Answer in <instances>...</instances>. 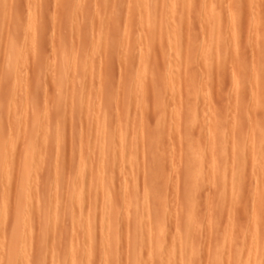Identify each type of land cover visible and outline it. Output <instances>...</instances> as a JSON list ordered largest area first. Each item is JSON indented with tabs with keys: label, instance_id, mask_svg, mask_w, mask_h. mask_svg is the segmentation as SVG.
Segmentation results:
<instances>
[{
	"label": "rangeland",
	"instance_id": "obj_1",
	"mask_svg": "<svg viewBox=\"0 0 264 264\" xmlns=\"http://www.w3.org/2000/svg\"><path fill=\"white\" fill-rule=\"evenodd\" d=\"M136 1L139 3L141 0H0V133L4 134V132H6V135H3V140L8 139V141L6 140L5 142L11 143V141H13L11 143L13 144L11 145L12 147L6 148V150H4V146L8 144L5 143L4 145L3 143L0 152L3 155L7 153L8 155L6 156H8V158L12 156H17L18 158L14 157L17 160L13 158V161L16 162L15 165L13 162L12 163L14 169L17 167V170L14 171L12 168L14 175L13 173L11 174V177L17 175L18 178L16 177L15 179L10 177L9 180L6 181L5 175L0 177V180L2 179L0 181V187L2 188H0V190H2V192L0 191V198L6 190H9L8 193L12 190L9 194L11 195V199L10 196L7 199V206L9 203L10 206L6 207L9 209L6 208L7 214L5 219L0 222V246L3 247V249L0 247V264H5V262L7 263L9 260L8 257L10 255L7 254L9 250L5 252L8 248L6 242H8L7 238L9 234L15 232V228L12 229L15 224L12 225V222L15 220L13 219L15 217V210L13 209H15L14 207L16 204V200L14 201V199L17 197V184L20 180V176L18 175L20 168L19 161H29L32 157H34L33 159L35 160L41 159V163L38 161L39 172L37 171L33 174L34 176L31 175L32 178L30 176V179H28L29 187L32 185L34 188L36 187V191L33 192V195L35 193L37 194H35L36 196L34 195V197L31 196L29 199L30 217L32 214L31 219L29 218L31 225L27 226L25 230L27 229L26 231L28 232L30 228V233L28 234H31L33 231V235L28 236L26 232L28 237L31 236L29 241L32 245H30L32 248L29 246L31 250L28 248L27 258L29 261H26V263L35 260L39 263L42 261L44 264L45 262L46 264H53L52 261H54L56 257V260L59 261H57L58 264H70L73 255L75 256V254H77L79 259L81 258L83 260V264H102L104 262L102 259L107 257L109 252L111 254H116V260L119 264H130L131 262V264H137L134 258H136V252H139V256H141L140 264L144 262H147L146 264H157L159 262H157L158 258L154 259L156 256L150 255V242L156 240L161 246L169 247L171 246L169 244L173 242L174 236H185L188 233L193 237L192 243L195 244L197 248L187 253V257L189 255L188 259L191 261V264H214L215 261V264H222L224 261L223 264H230V261L231 264H233L231 254L233 255L235 249H239L238 251L241 252V254L238 253L242 259L245 258V254L247 255L248 250L247 259H249V256L250 258L253 257L252 259H260L259 257L263 259L264 140H262V138L264 137V111L261 112V105L262 102H264V13H262L260 2L259 0H255L256 7L253 9L249 7L252 0H178L176 6L172 8L173 10L171 11L170 0H164V2H169L168 5L163 1L159 2L161 0H156L158 4L160 3L159 7L155 5V3H157L156 1L150 0V11L152 12V16L156 17L151 16V22H148L147 19H144L146 15L145 17L142 15L147 14V9H143V4L149 2V0H143L144 3L140 2L139 6L142 5V8L138 7V4H135ZM183 2L185 4L189 2L190 9H188L189 7L187 8L188 5L185 7ZM201 3L207 4L210 8H215L213 4L216 5L217 8L215 9L217 12L220 11V7L225 9L223 16L221 13V17L217 16L218 18L220 17L219 19L215 17V21L218 19L215 24L214 19L212 21L211 17H208V19H206V16L202 18L206 10L204 11L205 13L203 11L200 13L198 10H201L203 7L206 8L207 5H203L201 8ZM164 4L167 5V7L164 8V6H162ZM183 7H185V12ZM223 9L220 12H223ZM169 12H173V14L177 12L176 17L182 15L184 19L186 18V21L183 19L186 24L182 21L183 24L176 21V25L181 23L176 27L174 23H172V28L175 27L176 31L173 29L175 32H171L175 33L174 35L180 38L177 40L175 39L177 36L173 38L176 44L172 42V39H168L169 36L164 39H167L168 42H172L173 44L166 41L164 42L163 36H161L163 33H157L158 36H156V32L152 30L155 28V24H157L156 27L160 31V24H162L165 29V25L171 23V20L168 22H165V20L163 21L164 18L168 20L172 17L173 14H169ZM186 12L187 16L185 17ZM166 14H168V18L164 16ZM140 17H143V19ZM153 18L154 22L159 20L160 23L155 22L154 26L152 25L151 27L150 25L153 23ZM209 18L211 21H209ZM205 20L207 22L209 21L207 25L204 23ZM211 22H213V24ZM141 24L143 25L141 26ZM172 24L167 25V27H170ZM208 25H210V28ZM215 26H217V28ZM211 28L215 31L221 29V33L224 31L222 35L227 33L223 35L224 38L222 37V40L227 38L226 41L216 42L215 40L218 46L215 43L213 45L211 42H214V40H209V34L210 31H212L210 30ZM166 29L170 32L169 29L171 28ZM166 29L165 31H167ZM146 32H149V35H147ZM151 34L154 36V40H152L153 38L151 39ZM164 34L165 36L167 35L165 32ZM206 35H208L209 39ZM182 40L185 45L182 43ZM164 43L168 48L174 46L178 54H175L174 48L173 51L171 50L172 48H169L171 50V54H169L170 51L168 52L169 49L166 48L165 57ZM189 48H191V50ZM203 49H205V52H203ZM209 49L211 51H209ZM209 52L211 54H216V56L214 54L211 56ZM175 56L178 59H176ZM119 57H121V59H119ZM210 57L214 58V62L211 61L216 65L215 67L211 66V69H209V66L213 64H209L208 62H211L209 60L213 58ZM215 57H218V59L216 60ZM187 59L190 60L186 61ZM147 60L150 64L146 65L149 66V68L147 67L145 70L143 67L146 68V66L143 63L147 64ZM205 60H208V62H205ZM177 61H179V63ZM188 62L189 65L187 66ZM216 62L219 65H217ZM180 64L182 65L181 68L178 67ZM212 68L213 71H211ZM178 69H180V71H178ZM140 70L144 71L142 72ZM156 70L159 71V74H152L153 71L157 72ZM59 71L62 74L59 73ZM145 71L147 74L144 73ZM190 71H192L191 74L193 73L194 75L189 74ZM172 72H174V74ZM179 72L184 73H180L179 75ZM211 72L213 73L211 74ZM14 73L16 75H14ZM148 73H150L149 76ZM169 73L172 74L169 75ZM185 73H188V77H186L187 75L185 76ZM182 74L184 77H181ZM210 74L212 77L211 79L209 78ZM143 75H147L148 77L146 78ZM159 75L164 76L159 77ZM189 75H191L192 78L191 76L189 77ZM169 76L178 77L181 83L179 81L176 82L175 80L177 79L174 77L172 78L173 81H171ZM186 78H189L188 81ZM205 78L207 79L205 80ZM170 82H173V84H169ZM175 82L177 84L179 83L178 85L176 84V87L174 86ZM189 86H193L194 90L187 91ZM210 88H212V90ZM260 102L261 104H259ZM134 103L137 104L135 105ZM196 107L198 108L196 109ZM259 114L263 116V120L260 119L261 122H259V118L256 117ZM102 116H104V118ZM261 116L259 117L261 118ZM240 119H243L242 124L243 122H248L242 125ZM126 120L131 121H127L126 123ZM257 120H259V123ZM236 122L238 123L237 126ZM102 123L103 126L101 125ZM128 123L131 126L128 125V127ZM212 128H219L220 130L213 131ZM129 130L131 133H128ZM237 130H239V133L244 132L245 134L246 132L247 137L245 135V138L250 139L248 142L246 141L248 149L247 147L245 148V140L247 139H242V142L240 141L241 138L238 136L239 134H236L238 137L233 135ZM107 132L111 134L110 137ZM100 133L101 136L99 137L103 136L102 138L104 139L101 140L102 138H100L101 147L98 145L100 144V140H98V135ZM124 133H126L125 136L131 135V137L127 136L128 139L135 140L133 136L136 137V139L138 138L136 142L138 141L137 144L139 148L136 151H132L134 152L131 154V156L134 155L133 158L131 157L132 160L127 156L128 153L124 154L121 151L122 146H119L122 145L120 144L121 142L124 143L125 141H121V137L118 139V134L121 136L124 135ZM93 134L96 137H94ZM150 135L154 136V141H156L153 145L147 141ZM10 136L13 137L12 140ZM231 137L232 140L230 141ZM89 138H95L96 142L94 139L91 140ZM110 138H112V142L111 140L108 142ZM113 138H115V141H117L116 138L118 139L114 144L119 142L117 145L121 150L118 149L119 151H114L117 147L113 145ZM210 138L211 141H215L217 144L220 143V149L213 150L211 148L213 142L210 143L211 146L209 145L208 147L206 142L210 141ZM238 138H240L239 142L245 143L243 147L233 146L235 143L234 140ZM258 138L262 140L259 146L260 140ZM88 140L89 143L87 142ZM191 142L192 144L194 143V146H192L193 148H191L193 152L189 147V143ZM202 142H204V144ZM92 143H94L95 148ZM90 144H92L91 146L93 148L89 146ZM201 144H203L204 147L207 145L204 150L211 148L208 149V152L205 151L207 154L200 155L199 146H201ZM221 144H224L225 147L228 148L226 149ZM25 146L29 148L27 149ZM33 146L34 148L37 146L35 152L32 151ZM109 146H112L113 150L110 149L111 147L109 150ZM255 146H257V148ZM23 147H25V149ZM140 148L143 149L141 152L139 150ZM26 150H28V153H26ZM93 150H97L98 152L94 151V153H92ZM109 151L114 154L110 153L109 155ZM242 152L245 158L242 156L243 154L241 155ZM96 153L101 156L91 157V155H95ZM116 153L117 156L118 153L120 154V156H118L121 157V159L119 158V163H122L124 168H126L127 163L131 167V172L129 171L130 174L128 173V168L124 170L121 166L113 165L114 161V163H117L119 160L118 157L115 158ZM32 154H34V156ZM39 154H41V158H38ZM137 154H139V162L137 160L139 164L134 161L138 157ZM121 155L123 157L126 156V158L128 157V162L124 157L127 163L125 161L122 162L124 159ZM24 157L25 160H23ZM213 157L215 159H213ZM238 157L241 161L237 164L234 159ZM81 159L83 160L82 162ZM153 159H155V161ZM11 160L9 158L10 162ZM106 161H111V166ZM130 161H132L131 164H134L133 166L129 163ZM257 161L259 162L257 163ZM225 162L232 164L230 166L233 170L236 166H240L235 170L238 174L234 175V177L232 175L226 177L232 170L228 168L230 171L228 172L226 170L225 177L222 179V173H220V171L223 169ZM84 163L87 164V166ZM98 163H102V165L99 166ZM140 164L143 165V167ZM242 164H244V166ZM13 165L11 166L13 167ZM138 165L141 166V168L140 166L139 168L142 169V171H139ZM85 166L86 169L88 168L89 170L87 169L88 173L86 169L84 171L86 174H89V176L85 175L82 171ZM136 166L138 170L137 173L142 172V175L135 174L134 178H132L129 175L133 176V173H136L137 170L134 171ZM230 166L228 164V166L226 165L225 167L227 168ZM113 167H115L114 170ZM116 167L118 168L116 169ZM215 167H217V169ZM119 168L123 169V171L118 170ZM238 168L241 172L238 171ZM0 169V174L3 175V169ZM100 169L103 170L100 172L104 177H102L103 179H99V177L96 179L97 176L95 172ZM115 169L117 170V175L115 174ZM233 170L231 174L234 173ZM17 171L18 173H16ZM98 175L100 174L98 173ZM215 175L216 177L214 179L213 177ZM128 176L134 180L132 181L130 179L131 181H129ZM236 176L238 180H236ZM34 177L36 178L34 179ZM113 178L116 181H113ZM212 178L217 181H214ZM11 179L12 181L14 179V185L12 181V183L8 182ZM117 179L119 182H117ZM3 181L4 184L2 185ZM87 181L90 186L88 183H83ZM109 181L110 183L113 182L119 185H117L118 187H115V184V186H113L116 192H113V196L115 195L116 197L114 196L115 199L113 198V202L108 203L109 209L106 205L107 202H103L101 199L99 200L100 205L96 211L90 209L92 204V202H89L92 200L90 199V191L92 190V193L98 192V188H102L103 191L106 186L105 184ZM124 181L125 183H123ZM229 181H231L232 184L236 182L233 184L234 188L232 184L230 185ZM5 182L7 184L9 183V186L5 184ZM131 182H133V185ZM30 183L32 184L31 186ZM142 183L144 185H142ZM93 184L97 186L94 187ZM100 184L103 187H99L98 185ZM134 184H137V187L135 186L137 193L134 191ZM216 185L217 187H215ZM7 186L11 188V190L8 189ZM12 187L14 189H12ZM227 187L231 193L226 189ZM235 187L236 190L232 191ZM32 188L33 187H31V189ZM139 188H142V190L139 191ZM237 188H239V190ZM80 191L84 192L86 196L87 194L89 195V199L84 195L88 201L84 202L86 200L85 198L82 202L79 200L78 195ZM138 192H141L140 195L143 198L139 197ZM125 194H128L130 197L128 195L125 197ZM221 194L227 196L223 198ZM234 194H236V196H234ZM234 197L237 198V200ZM32 198H34V200H32ZM139 198H141V201ZM144 198H146V201L143 200ZM124 199H126L127 202ZM131 199L135 200L132 201ZM0 200H2V198ZM233 200L238 201V205L234 206L232 203L235 202L236 204V201ZM0 202L1 206L3 202ZM142 203L145 208H142V212L141 208L138 209L140 213L137 208ZM111 204H113V206L116 205L114 208H117V211L113 209ZM83 205H88L85 206L88 208L84 209ZM257 205L258 208L256 207ZM260 205H263V209ZM123 206L125 207L124 210L121 209ZM81 208L83 209L82 214L80 212ZM132 208L139 213L137 215L138 217L134 218ZM87 209L91 214L86 213ZM106 209L108 210L107 213H109V216L105 218L112 217L110 215L111 210H113L111 214H113L115 210L114 216L121 213L119 216L120 219L118 218L117 225H115V229H113L115 234H118L117 241L119 243L117 242L116 246L105 251L106 249H103L104 246L100 238V224H97L99 225L98 228H100V231H98L99 229L97 226L94 231L96 235V230L98 229L99 235L96 236L100 237L97 241L94 240L93 245V247L96 246L97 248L95 247V249H93L94 251L91 255H87L83 252V248L86 250L89 239L85 232V224L83 223L82 225L79 220L81 219V221L85 222L84 219H86L87 215L93 216L95 214L96 221L98 222V218H101L100 216H102L104 212L106 213ZM145 210L148 212V215L145 214ZM32 211H34V215L37 214L36 217L33 215ZM100 211L102 212L100 213ZM238 211L240 212L238 213ZM244 211H246V213ZM236 212L238 214H236ZM241 212L244 215H242ZM97 213L100 214L99 217H96ZM160 213L164 216V220L167 224L163 233L155 237V230H157L159 223H161L160 219L162 216H159ZM80 215H82V217H80ZM144 215H146V217ZM104 216L106 215L104 214ZM144 218L147 219L143 226L142 221ZM253 218L257 220L255 221ZM75 220H78L80 224H77V222L75 223ZM236 224H239V226H236ZM79 225L81 226L79 227ZM258 227L260 232L258 231ZM22 229L19 231L24 235ZM231 229H236L235 233L233 232L234 230L232 231ZM240 229L244 230V234ZM226 230L227 233H229L228 235L236 234L234 235V239L236 238L235 240L238 242L235 243V240L233 242V247L235 246V249L226 243L228 241V239L226 241L228 235L224 234ZM150 231H154L153 234L151 233L152 236H148L150 239L152 237V240L144 238L147 233L151 235ZM255 231L256 233H254ZM240 233H242L243 236H239ZM245 234H247V236ZM254 234H259L260 246L261 243H263L261 246L262 250L260 251L259 249V252H256L258 255L254 252L256 248L255 242L257 241V236L255 238ZM245 236L246 239H243ZM1 238L6 240L2 241ZM145 239L149 242H146ZM140 241H142V244L147 243L148 246L146 244L144 245L145 247L142 246L143 249L140 250V246H138L140 245ZM241 242L242 244H240ZM1 243H3V245ZM253 243L254 245L252 246ZM237 244L241 246L237 248ZM116 249L118 250L116 251ZM245 249H247V252H245ZM128 252L131 253L128 254ZM140 252L142 253L141 255ZM224 252L226 258L223 257L224 254L222 253ZM133 253L135 257L132 255ZM14 255L13 257H17V260L23 261L21 258L23 254L21 255V253L18 252ZM88 256L90 259H88ZM145 256H150L151 258L146 259L147 257ZM184 257L187 258L186 255ZM141 258L145 260L141 261ZM155 261L157 263H155Z\"/></svg>",
	"mask_w": 264,
	"mask_h": 264
},
{
	"label": "bare ground",
	"instance_id": "obj_2",
	"mask_svg": "<svg viewBox=\"0 0 264 264\" xmlns=\"http://www.w3.org/2000/svg\"><path fill=\"white\" fill-rule=\"evenodd\" d=\"M139 1H140V0H139ZM139 1H138V2H139ZM146 1H147V0H146ZM151 1H152V0H151ZM154 1H156V0H154ZM162 1L164 2V0H161V1H159V2H162ZM166 1H167V0H166ZM213 1H214V0H213ZM140 2H143V3H144L143 0H141ZM140 2L137 3V1H136L135 4H138V7H141V8H142V7L144 6L143 9H147V10H146V11H147V14H144V15H142V16L145 17V15H146V18H144V19H147L148 22H151L152 12L150 11V7H151V2H150V0H149V2H147V3H144L143 6H142V5L139 6V5H140ZM156 2H157V1H156ZM169 2H170V4H171V7H170L171 9H170V10L172 11V10H173L172 8H174V7L176 6L178 0H170ZM169 2H168V3H169ZM220 2H221V1H220ZM153 3H154V2H153ZM164 3H167V2H164ZM168 3H167V5H168ZM183 3H184V2H183ZM188 3H189V2H187L186 4L184 3L185 7H186V5H188L187 8H188L189 5H190V4H188ZM159 4H160V3H159ZM159 4H158V2L155 3V5H156L157 7H159ZM162 4H163V3H162ZM170 4H169V5H170ZM7 5H8V4H7ZM167 5L164 4V5H162V6H164V8H165V7H167ZM184 5H183V6H184ZM203 5L206 6L207 4H203V3H201V6H200V7L202 8ZM211 5H212V4H211ZM211 5H210V6H211ZM213 6H215V8H217L216 5L213 4ZM185 7H183V8H184V12H185ZM141 8H140V9H141ZM164 8H163V10H164ZM187 8H186V9H187ZM203 8H204V9H203ZM203 8H202L203 10H202V9H201V10H198V12L200 11V13H201L202 11L204 12V11L206 10V13L204 12L205 15H204V14H203L204 16L201 15L202 18H204L205 16L207 17L206 19H208V17H211V18H212V21H213V19H214V24H215L216 21L221 17V13H222V16H223L224 11H225V9H223V8L220 7L219 10L221 11V10L223 9V12L218 11V12L220 13V15H219V13L217 12V10H216L214 7H211V8H210V7H208V5H207L206 8H205V7H203ZM208 8H209V9H208ZM213 8H214V9H213ZM226 8H227V7H226ZM119 9H120V8H119ZM135 9H136V8H135ZM148 9H149V11H148ZM157 9H159V8H157ZM160 9H161V8H160ZM168 9H169V6H168ZM188 9H190V7H189ZM199 9H200V8H199ZM226 10H228V9H226ZM146 11H145V12H146ZM164 11H165V10H164ZM174 11H175V9H174ZM116 12H117V11H116ZM182 12H183V11H182ZM187 12H188V11H187ZM187 12L185 13V14H186L185 17L187 16ZM231 12H233V11H231ZM161 13H162V12H161ZM170 13L173 14V12H169V14H170ZM176 13H177V12H176ZM176 13L173 14V15L171 14L172 17H170V19H168V20L164 18L163 21L165 20V22H168L169 20H171V23H169V24L174 23V25H175L176 27L179 26L182 22L184 23V22L186 21V20H185L186 18L184 19V16H182V15L176 17ZM225 13H226V12H225ZM141 14H142V13H141ZM174 15H175V16H174ZM121 16H122V15H121ZM164 16H167V18H168V14H166V15H164ZM169 16H170V15H169ZM201 16H200V17H201ZM217 16H220V17L218 18ZM143 17H140V18L143 19ZM152 17H156V16H152ZM175 17H176V18H175ZM215 17L218 18L216 21H215V19H216ZM99 18H100V17H99ZM187 18H188V17H187ZM202 18H200V19H202ZM183 19H184L185 21H183ZM202 20H203V19H202ZM152 21H153V23L150 25L151 27H152V25L154 26V23H155V22H156V23L159 22V20H158V21L156 20V21L154 22V18H153ZM161 21H162V20H161ZM173 21H174V22H173ZM176 21H177V22H178V21H179V22L182 21V22H181L179 25H176V24H175ZM209 21H211L210 18H209ZM209 21H208V22H209ZM141 22H142V21H141ZM148 22H147V23H148ZM208 22H207L206 20L204 21V23H206V25H207ZM138 23H139V22H138ZM143 23H144V22H143ZM147 23H146V24H147ZM159 23H160V22H159ZM162 23H163V22H162ZM183 23H182V24H183ZM204 23H203V24H204ZM211 23L213 24V22H211ZM165 24H166V23H165ZM165 24H164V25H165ZM169 24H166L165 26H166V28H171L172 30L169 29L170 32H171V31H173V29H175V27L172 28V27H173V24H172L170 27H167V25H169ZM185 24H186V22H185ZM209 24H210V23H209ZM212 24H211V25H212ZM142 25H143V24H141V26H142ZM147 25H148V24H147ZM156 25H157V24H155V28H154L155 30L152 29L153 31L156 32L155 34H157V33H160V34L163 33V35H161V36H163L162 38H163V41H164V42H165V41L168 42L167 39H166V40L164 39L165 37L167 38L168 36L170 37V38L168 37V39H172V42H173V43L175 42L173 38H174L175 36H177V35H174L175 33H173V32H175L176 29H175V31L171 32V34H170V32L168 31V29L165 28V29L167 30V31H165V29H164V27L162 26V24H160V26H161V27L159 28L160 31L157 29ZM138 26H139V25H138ZM213 26H214V25H213ZM213 26H211V27H213ZM158 27H159V26H158ZM208 27L210 28V25H208ZM215 27L217 28V26H215ZM215 27H214V28H215ZM145 28L147 29L146 26H145ZM178 28H179V27H178ZM32 29H33V28H32ZM162 29H163V30H162ZM150 30H151V29H150ZM152 30H151V31H152ZM161 30H162V32H161ZM208 30H209V29H208ZM210 30H212V28H211ZM220 30H221V29H220ZM220 30L217 29V30L215 31V30L213 29L212 31H210V34L207 33V34H209L210 39H209L208 35H206V36L208 37L209 40H211V41L214 40V42H213V41L211 42V43H213V45H214V43L216 44V42H219V41L221 42V41H224V40L226 41V39H227V38H225L224 40H222V37H223V35H224L225 33L222 35V33H223L224 31L221 33ZM3 31H4V30H3ZM147 31H149V30H147ZM228 31H229V30H228ZM164 32H165L166 34L169 32L168 34H170L171 36L168 35V34L165 36ZM208 32H209V31H208ZM148 33H149V32H148ZM148 33L146 32L147 35H149ZM177 33H178V32H177ZM177 33H176V34H177ZM153 34H154V32H153ZM160 34H159V35H160ZM226 34H227V33H226ZM226 34H225V35H226ZM233 34H234V33H233ZM235 34H236V33H235ZM173 35H174V36H173ZM138 36H139V35H138ZM156 36H158V34H157ZM161 36H160V37H161ZM200 36H201V35H200ZM98 37H99V36H98ZM146 37H147V36H146ZM153 37H154V36H152V34H151V39H152ZM178 37H179V36H177V38L175 37V39H176V40H177V39H180V38H178ZM21 38H22V37H21ZM223 38H224V37H223ZM11 39H13V38H11ZM137 39H138V38H137ZM202 39H203V38H202ZM152 40H154V38H153ZM215 40H216V42H215ZM170 41H171V40H170ZM182 41H183V40H182ZM184 41H185V39H184ZM184 41H183L182 43H184ZM197 41H198V40H197ZM119 42H120V41H119ZM172 42H168V43L173 44ZM179 42H180V40H179ZM150 43H151V42H150ZM224 43H225V42H224ZM175 44H176V42H175ZM179 44H180V43H179ZM196 44H197V43H196ZM200 44H201V43H200ZM164 45H165V43H164ZM182 45H183V44H182ZM184 45H185V43H184ZM189 45H190V44H189ZM216 45H217V44H216ZM216 45H215V47H216ZM138 46H139V45H138ZM141 46H142V45H141ZM149 46H150V45H149ZM177 46H179V45H177ZM211 46H212V44H211ZM217 46H218V45H217ZM219 46H220V45H219ZM11 47H12V46H11ZM14 47H15V46H14ZM14 47H13V48H14ZM166 48H168V46L166 47V45H165L164 53H165V51H167ZM169 48H172L171 50L173 51L174 46H173V47L170 46ZM169 48H168V49H169ZM178 48H179V47H178ZM178 48H177V49H178ZM187 48H188V47H187ZM187 48H186V50H187ZM202 48H203V47H202ZM18 49H19V48H18ZM161 49H162V48H161ZM163 49H164V47H163ZM174 49H175V54H176L178 51L176 52V48H174ZM189 49L191 50V48H189ZM215 49H216V48H215ZM138 50H139V49H138ZM171 50H170V49L168 50V52L170 51L169 54H171ZM190 50H189V51H190ZM203 50H204L203 52H205V49H203ZM212 50H213V48H212ZM216 50H217V49H216ZM19 51H20V49H19ZM116 51H117V50H116ZM149 51H150V50H149ZM159 51H160V50H159ZM187 51H188V50H187ZM209 51H211V50L209 49ZM168 52H167V54H168ZM213 52H215V51H213ZM219 52H220V51H219ZM219 52H218V53H219ZM221 52H222V51H221ZM142 53H143V52H142ZM188 53H189V52H188ZM206 53H208V52H206ZM19 54H20V53H19ZM63 54H64V53H63ZM63 54H62V55H63ZM175 54H174V55H175ZM177 54H178V53H177ZM184 54H185V53H184ZM189 54H190V53H189ZM203 54H204V53H203ZM203 54H202V55H203ZM209 54H211V53L209 52ZM213 54H214V53H213ZM213 54H211V56H212ZM144 55H145V54H144ZM152 55H153V54H152ZM158 55H159V53H158ZM163 55H164V54H163ZM186 55H187V54H186ZM198 55H199V54H198ZM214 55L216 56V54H214ZM6 56H7V55H6ZM132 56H133V55H132ZM142 56H143V54H142ZM142 56H141V57H142ZM164 56L166 57V53H165ZM167 56H168V55H167ZM169 56H170V55H169ZM203 56H204V55H203ZM208 56H209V55H208ZM217 56H218V55H217ZM122 57H123V56H122ZM145 57H146V55H145ZM149 57H150V56H149ZM149 57H148V58H149ZM183 57H184V56H183ZM4 58H5V57H4ZM8 58H10V57H8ZM63 58H64V57H63ZM69 58H70V57H69ZM175 58H176V56H175ZM179 58H180V57H179ZM210 58H213V57H210ZM20 59H21V58H20ZM119 59H121V57H119ZM125 59H126V58H125ZM127 59H128V58H127ZM143 59H144V58H143ZM143 59H142V60H143ZM176 59H178V58H176ZM181 59H182V58H181ZM207 59H209V58H207ZM215 59L217 60L218 57H215ZM63 60H64V59H63ZM150 60H151V58H150ZM172 60H173V59H172ZM189 60H190V59H189ZM189 60L187 59L186 61H189ZM211 60L214 62V58H213V59H210L209 61H211ZM5 61H7V60H5ZM64 61H65V60H64ZM168 61H169V60H168ZM180 61H183V60H180ZM206 61L208 62V60H205V62H206ZM212 61H211V62H208V63L210 64V63H212ZM8 62H9V61H8ZM12 62H13V60H12ZM148 62H149V61L147 60V64H146V63H143V64H144L145 66H146V65H149L150 63H148ZM177 62L179 63V61H177ZM183 62H184V61H183ZM165 63H166V62H165ZM186 63H187V62H186ZM186 63H185V64H186ZM218 63H219V62H218ZM2 64H3V63H2ZM2 64H1V65H2ZM8 64H9V63H8ZM66 64H67V62H66ZM181 64H184V63H181ZM181 64H180L179 66H178V65H177V66H178L179 68H181V66H182ZM204 64H205V63H204ZM212 64H213V63H212ZM216 64H217V62H216ZM220 64H221V63H220ZM222 64H223V63H222ZM69 65H70V64H69ZM157 65H158V64H157ZM188 65H189V62H188V64H187V66H188ZM205 65H206V64H205ZM217 65H219V64H217ZM7 66H8V65H7ZM9 66H10V64H9ZM14 66H15V65H14ZM183 66H184V65H183ZM187 66H184V67H187ZM211 66H212V67H215L216 65H215V64L210 65V66H209V69H211V68H210ZM220 66H221V65H220ZM3 67H4V66H3ZM11 67H12V66H11ZM147 67L149 68V66H146V68L143 67V69L146 70ZM178 67H177V68H178ZM184 67H183V68H184ZM189 67H190V66H189ZM221 67H222V66H221ZM164 68H165V67H164ZM207 68H208V67H207ZM5 69H6V68H5ZM9 69H10V68H9ZM205 69H206V68H205ZM214 69H215V68H214ZM216 69H218V68H216ZM224 69H225V68H224ZM6 70H8V69H6ZM149 70H150V69H149ZM153 70H154V69H153ZM181 70H184V69H181ZM140 71L143 72L144 70H140ZM156 71H157V72H154V71H153L152 74H153V73H154V75H155V74H159V71H158V70H156ZM178 71H180V69H178ZM211 71H213V68H212ZM214 71H215V70H214ZM142 72H141V74H142ZM191 72H192V71H190V73H189V72H188V73L191 74ZM206 72H207V71H206ZM59 73H61V72L59 71ZM144 73L147 74L146 71H145ZM160 73H161V72H160ZM172 73L174 74V72H172ZM172 73H169V75L172 74ZM176 73H177V72H176ZM180 73H184V72H179V75H180ZM188 73H187V74H188ZM212 73H213V72H211V74H212ZM61 74H62V73H61ZM152 74H151V75H152ZM163 74H164V73H163ZM187 74L185 73V76H186ZM192 74H193V73H192ZM192 74H191V75H192ZM211 74H210V77H209L210 79L212 78V77H211ZM14 75H16V74L14 73ZM149 75H150V73H148V76H149ZM175 75H176V74H175ZM191 75H189V77H190ZM193 75H194V74H193ZM205 75H206V74H205ZM143 76H145L146 78L148 77L147 75H143ZM162 76H164V75H161V76L159 75V77H162ZM182 76H183V74L181 75V77H182ZM207 76H208V75H207ZM12 77H13V76H12ZM173 77H174V76H173ZM173 77H172V76H171V77L169 76V78L171 79V81H173V80H172ZM183 77H184V76H183ZM186 77H188V75H187ZM146 78H145V79H146ZM174 78L177 79V80H175L176 82L179 81L178 77H177V78L174 77ZM191 78H192V76H191ZM1 79H2V78H1ZM160 79H161V78H160ZM163 79H164V78H163ZM170 79H169V81H170ZM186 79H187V81H188L189 78H186ZM206 79H207V78H205V80H206ZM213 79H214V78H213ZM180 80H182V79H180ZM202 80H203V79H202ZM144 81H145V80H144ZM165 81H166V80H165ZM165 81H164V82H165ZM203 81H204V80H203ZM203 81H202V82H203ZM210 81H212V80H210ZM160 82H161V81H160ZM164 82H163V83H164ZM176 82H175V85H174L175 87H176V84H177ZM179 82H180V81H179ZM208 82H209V80H208ZM126 83H127V82H126ZM165 83H166V82H165ZM171 83L173 84V82H170L169 84H171ZM180 83H181V82H180ZM205 83H206V82H205ZM205 83H204V84H205ZM211 83H212V82H211ZM178 84H179V83H178ZM178 84H177V85H178ZM191 84H192V83H191ZM188 85H189V83H188ZM193 85H194V84H193ZM199 85H200V84H199ZM148 86H149V85H148ZM172 86H173V85H172ZM209 86H210V85H209ZM209 86H208V87H209ZM168 87H169V86H168ZM189 87H190V89H189ZM189 87L187 88V91H188V90H189V91L194 90V87H193V86H189ZM192 87H193V89H192ZM204 87H205V86H204ZM166 88H167V87H166ZM184 88H185V87H184ZM205 88H207V87H205ZM141 89H142V88H141ZM150 89H151V88H150ZM170 89H171V88H170ZM174 89H175V88H174ZM210 89L212 90V88H210ZM210 89H209V91H210ZM206 91H207V89H206ZM141 92H142V91H141ZM143 93H144V92H143ZM193 93H194V92H193ZM151 94H152V93H151ZM157 94H158V93H157ZM195 94H196V93H195ZM204 94H205V93H204ZM259 94H260V93H259ZM200 95H201V94H200ZM242 95H243V94H242ZM257 95H258V94H257ZM262 95H263V94H262ZM262 95H261V96H262ZM195 96H196V95H195ZM240 96H241V95H240ZM139 97H140V96H139ZM186 97H187V96H186ZM191 97H193V96H191ZM197 97H199V96H197ZM241 97H242V96H241ZM62 98H63V97H62ZM156 98H157V97H156ZM204 98H205V97H204ZM195 99H196V98H195ZM200 99H202V98H200ZM0 100H1V99H0ZM197 100H198V98H197ZM239 100H240V99H239ZM103 102H104V101H103ZM152 102H153V101H152ZM134 104H135V103H134ZM136 104H137V103H136ZM136 104H135V105H136ZM141 104H142V103H141ZM259 104H261V102H260ZM135 105H134V106H135ZM143 105H144V104H143ZM234 106H235V105H234ZM241 106H242V105H241ZM156 107H157V106H156ZM158 108H159V107H158ZM197 108H198V107H196V109H197ZM151 110H152V109H151ZM183 110H184V109H183ZM143 111H144V110H143ZM198 111H199V110H198ZM198 111H197V112H198ZM257 111H258V110H257ZM151 112H152V111H151ZM199 112H200V111H199ZM199 112H198V114H199ZM261 112H263V111L261 110ZM88 113H89V112H88ZM255 113H256V112H255ZM104 114H105V113H104ZM115 114H116V113H115ZM128 114H129V113H128ZM88 115H89V114H88ZM202 115H203V113H202ZM262 115H263V114H262ZM105 116H106V115H105ZM115 116H116V115H115ZM125 116H126V115H125ZM195 116H196V115H195ZM235 116H236V115H235ZM259 116H261V114H259V115L256 116V117H258L259 120H260V119L263 120V116H261V118H260ZM85 117H86V116H85ZM85 117H84V118H85ZM102 117L104 118V116H102ZM193 117H194V116H193ZM196 117H197V116H196ZM196 117H195V118H196ZM252 117H253V116H252ZM256 117H255V119H256ZM90 119H91V118H90ZM198 119H199V117H198ZM95 120H97V119H95ZM138 120H139V119H138ZM214 120H215V119H214ZM259 120H257V122H258ZM13 121H14V120H13ZM127 121H128V120H126L125 122L127 123ZM129 121H131V120H129ZM129 121H128V122H129ZM145 121H146V120H145ZM207 121H208V120H207ZM210 121H211V120H210ZM242 121H243V119H240L241 124H242ZM245 121H246V119H245ZM103 122H104V121H103ZM125 122H124V124H125ZM138 122H139V121H138ZM163 122H164V121H163ZM238 122H239V121H238ZM240 122H239V123H240ZM247 122H248V121H247ZM247 122H243V124H245V123H247ZM259 122H261V120H260ZM259 122H258V123H259ZM89 123H90V122H89ZM94 124H95V123H94ZM131 124H132V123H131ZM139 124H140V123H139ZM243 124H242V125H243ZM88 125H89V124H88ZM101 125L103 126V123H102ZM128 125L131 126L129 123L127 124V126H128ZM133 125H134V124H133ZM133 125H132V126H133ZM135 125H136V124H135ZM152 125H153V124H152ZM204 125H205V124H204ZM237 125H238V123L236 122V126H237ZM239 125H240V124H239ZM242 125H240V126H242ZM127 126H126V127H127ZM129 126H128V127H129ZM147 126H148V125H147ZM165 126H166V125H165ZM165 126H164V127H165ZM10 127H11V126H10ZM120 127H121V126H120ZM134 127H135V126H134ZM142 127H143V126H142ZM150 127H151V126H150ZM215 127H216V126H215ZM217 127H218V125H217ZM217 127H216V128H217ZM219 127H220V126H219ZM243 127H244V126H243ZM18 128H19V127H18ZM103 128H104V127H103ZM105 128H106V127H105ZM122 128H123V126H122ZM136 128H137V127H136ZM140 128H141V126H140ZM165 128H166V127H165ZM239 128H240V127H239ZM10 129H11V128H10ZM124 129H125V127H124ZM127 129H128V128H127ZM141 129H142V128H141ZM144 129H145V128H144ZM144 129H143V130H144ZM147 129H149V128H147ZM212 129H213V131H216V130H218L219 128H218V129L212 128ZM236 129H237V127H236ZM236 129H235V130H236ZM13 130H14V129H13ZM165 130H166V129H165ZM208 130H209V128H208ZM219 130H220V129H219ZM5 131H6V130H5ZM242 131H243V128H242ZM244 131H245V129H244ZM54 132H55V131H54ZM129 132L131 133L130 130L128 131V133H129ZM161 132H162V131H161ZM211 132H212V131H211ZM235 132H236V133H235V134L233 133V135L239 134L238 136L241 138V140H240V138L234 140L235 143H234L233 146H234V147H238V146L243 147V145H244L245 143H242V142H243L242 139L245 138L246 132H245V134H244V132H240V133H239V130H237V131H235ZM56 133H57V132H56ZM101 133H102V132H101ZM101 133L98 135V140H100V138L103 137V136H102V137H99V136H101ZM107 133H108V132H107ZM126 133H127V132H126ZM126 133H124V135H121V136H120V134H118V135H119V136H118V139H120V137H121V141H125L124 143H123V142L120 143V144H122V145H119V146H122V150H121L120 147L117 145L119 142L116 143V144H114L115 142L118 141V139L116 138L117 141H115V138H113V139H114V141H113V145H114L115 147H117V149L115 148L114 151L120 149L124 154L128 153V155H127L128 157H130V158L132 157V158H133L134 155L131 156V154H133L134 152H132V151H136V150L139 148V145L137 144L138 141L136 142V140H137L138 138L136 139V137L133 136V138H134L135 140H133V139H128V137H131V135L128 136L129 134L127 133V134H128V135H127L128 137H127V136H125ZM218 133H219V132H218ZM4 134L6 135V132H4ZM4 134H1V133H0V148H1V145H2L3 143H4V145H5V143H6V144L10 145V146L5 145L6 147L4 146V148H5L4 150H6V148H11V147H12L11 145H13V144H11V143H12L13 141H11V143H10V142H8V143L5 142L6 140L8 141V139H6V137H5L6 140H3V139H4V138H3V135H4ZM58 134H59V133H58ZM91 134H92V133H91ZM102 134H104V133H102ZM108 134H109V133H108ZM247 134H249V133H247ZM5 135H4V136H5ZM7 135H8V134H7ZM10 135H12V134H10ZM110 135H111V134H109L108 136L110 137ZM249 135H250V134H249ZM90 136H91V135H90ZM93 136H94V134H93ZM146 136H147V135H146ZM212 136H213V135H212ZM231 136H232V135H231ZM236 136H237V135H236ZM236 136H235V137H236ZM238 136H237V137H238ZM10 137H11V140H12L13 137H12V136H10ZM78 137H79V136H78ZM82 137H83V136H82ZM94 137H96V136H94ZM237 137H236V138H237ZM242 137H243V138H242ZM246 137H247V135H246ZM248 137H249V136H248ZM260 137H262V136H260ZM17 138H18V137H17ZM19 138H20V137H19ZM55 138H56V137H55ZM71 138H72V137H71ZM105 138H106V137H105ZM263 138H264V137H263ZM263 138H262V140H264ZM89 139H91V140L94 139V141H95V138H93V139H92V138H89ZM139 139H140V138H139ZM146 139H147V138H146ZM245 139H247V140H245V142H246V141L248 142V141L250 140V139H248V138H245ZM258 139H259V138H258ZM71 140H72V139H71ZM96 140H97V138H96ZM101 140H104V139L102 138ZM101 140H100V142L98 141L100 144L97 143V144L99 145V147H101ZM110 140H111V142H112V138H110L108 142H110ZM154 140H155V139H154V136L150 135L147 141L153 145L154 142H156V141H154ZM196 140H197V139H196ZM212 140H213V139H212ZM231 140H232V137H231L230 141H231ZM237 140H238V141H237ZM239 140L242 141V142H239ZM259 140H260V142H259L258 146L260 145V143H261V141H262L261 139H259ZM18 141H19V140H18ZM18 141H17V142H18ZM20 141H21V140H20ZM38 141H39V140H38ZM40 141H41V140H40ZM143 141H144V140H143ZM147 141H146V142H147ZM210 141H211V138H210ZM210 141H207V142H206V143L208 144V147H209V145L211 146L210 143L213 142V141H211V142H210ZM17 142H16V143H17ZM87 142L89 143V140H88ZM91 142H92V141H91ZM95 142H96V141H95ZM146 142H145V143H146ZM221 142H222V141H221ZM247 142H246L245 148L247 147ZM40 143H41V142H40ZM175 143H176V142H175ZM202 143L204 144V142H202ZM224 143H225V142H224ZM240 143H241V145H240ZM78 144H79V143H78ZM92 144H93V147H94V146H95L94 143H92ZM92 144H90L89 146H91ZM142 144H144V143H142ZM161 144H163V143H161ZM203 144H201V146H199V147H200V148H199L200 155H203V154H205V153L207 154L208 149H211V148H212L213 150H214V149L217 150L218 148L220 149V145H219L220 143L217 144V142H215V141L212 143V144H213L212 147H211V148H207V150H204V148H206L207 145L205 144L206 147H204ZM227 144H228V143H227ZM250 144H251V143H250ZM263 144H264V143H263ZM22 145H23V144H22ZM27 145H28V143H27ZM41 145H42V143H41ZM70 145H71V144H70ZM137 145H138V146H137ZM144 145H145V144H144ZM147 145H148V144H147ZM163 145H164V144H163ZM169 145H170V144H169ZM221 145L225 147L224 144H221ZM18 146H19V145H18ZM20 146H21V145H20ZM28 146H29V145H28ZM30 146H31V145H30ZM39 146H40V145H39ZM86 146H87V145H86ZM96 146H97V145H96ZM104 146H105V144H104ZM192 146H194V143H193V144H192V142L189 143L190 150H192V152H193V149H191V148H193ZM25 147H26V146H25ZM25 147H23V148L25 149ZM91 147H92V146H91ZM91 147H90V148H91ZM93 147H92V148H93ZM99 147H98V148H99ZM110 147H111V148H110ZM145 147H146V146H145ZM156 147H157V146H156ZM172 147H173V146H172ZM224 147H222V148L225 149L226 147H225V148H224ZM255 147L257 148V146H255ZM255 147H254V148H255ZM21 148H22V147H21ZM26 148H27V147H26ZM28 148H29V147H28ZM28 148H27V149H28ZM30 148H31V147H30ZM35 148H37V146H36ZM35 148H34V146L32 147V149H33L32 151H33V152H35V150H36ZM40 148H41V147H40ZM94 148H95V147H94ZM102 148H103V145H102ZM109 148H110L111 150H113V149H112V146H109L108 149H109ZM157 148H159V147H157ZM195 148H196V147H195ZM227 148H228V147H227ZM227 148H226V149H227ZM252 148H253V147H252ZM67 149H68V148H67ZM70 149H71V148H70ZM96 149H97V148H96ZM110 149H109V150H110ZM144 149H145V148H144ZM154 149H155V148H154ZM171 149H172V148H171ZM247 149H248V147H247ZM247 149H246V151H247ZM258 149H259V148H258ZM0 150H2V148H1ZM4 150H3V151H4ZM15 150H16V149H15ZM18 150H19V149H18ZM78 150H79V149H78ZM78 150H77V151H78ZM91 150H92V149H91ZM139 150H140V152H141V150H143V149L140 148ZM139 150H138V151H139ZM213 150H212V151H213ZM3 151H2V152H3ZM21 151H22V150H21ZM23 151H24V150H23ZM27 151H28V150H26V153H28ZM29 151H30V150H29ZM38 151H39V150H38ZM94 151H95V152H98L97 150H93L92 153H94ZM118 151H119V150H118ZM164 151H165V150H164ZM205 151H207V152H205ZM210 151H211V150H210ZM219 151H220V150H219ZM254 151H255V150H254ZM4 152H5V151H4ZM7 152H8V151H7ZM30 152H31V151H30ZM54 152H55V150H54ZM90 152H91V151H90ZM99 152H100V150H99ZM102 152H103V150H102ZM106 152H107V151H106ZM243 152H244V151H243ZM243 152L241 153V155L243 154ZM5 153H6V152H5ZM5 153H4V154H5ZM9 153H10V152H9ZM15 153H17V152H15ZM21 153H22V152H21ZM21 153H20V154H21ZM110 153H111V152L109 151V155H110ZM112 153H113V152H112ZM112 153H111V154H112ZM123 153H122V155H123ZM210 153H211V152H210ZM245 153H246V152H245ZM34 154H35V153H34ZM34 154H32V155L34 156ZM101 154H103V153H101ZM104 154H105V153H104ZM113 154H114V153H113ZM139 154H140V153H139ZM139 154H137V155H138L137 159L135 158L136 160H134V161H136V163L139 162V159H138V158H139ZM6 155H8V154L6 153L5 155H3V154H1V152H0V168H2V169H3L2 171H4L3 175L0 174V177H1V176L3 177V176L5 175V177H6L5 179H6V181H7V180H9V178L11 177V174L13 173V169H14V165H15V162H16V161H13V158H14L15 156H12V157H9L10 160H11V158H12V160H11V162H10L8 156H6ZM16 155H17V154H16ZM25 155H26V154H25ZM35 155H36V154H35ZM40 155H41V154H39V157H38V158H41ZM98 155H99V154L96 153L95 155H91V157H92V156H98ZM122 155H121V156H122ZM211 155H212V153H211ZM20 156H21V155H20ZM20 156H18V157H20ZM99 156H101V155H99ZM99 156H98V157H99ZM104 156H105V155H104ZM107 156H108V155H107ZM107 156H106V157H107ZM118 156H120L119 153H118ZM118 156H117V153H116V157H115V156H113V157L117 158ZM242 156H244V154H243ZM87 157H88V156H87ZM106 157H105V158H106ZM108 157H109V156H108ZM122 157H123V156H122ZM124 157L126 158V156H124ZM124 157H123V159H124ZM128 157H127V158H128ZM193 157H194V156H193ZM15 158H17V156H16ZM15 158H14V160H17V159H18V158H17V159H15ZM30 158H31V157H30ZM33 158H34V157H32L31 160L26 161V160H25V157H24V158H23V160H25L24 162L19 161V162H20V165H19L20 168H19V174H18V175L20 176V180L18 181V184H17V197H16V199H14V201L16 200V201H15L16 204H15V207H14L15 209H13V210H15V211H14V212H15V214H14L15 217L13 218V219H15V220L12 222V223H13L12 225L15 224V226L12 227V229L15 228V232L12 233V234H9L10 238H9V236H8V238H7L8 242H6V243H7V247H8V248L6 247L7 249L5 248L6 251H5V250H4V251L7 252V251L9 250V252H8L7 254H9L10 256L8 257L9 260L7 259L8 261H7V263L5 262V264H8L9 261H14V260L16 261V260H17V259H16L17 257L15 258V257H13V255H14V254H17L18 252L21 253V255L23 254V257L21 256V258L23 259V261H25V264L28 263V262L26 263V261H29L28 258H27V253H28V248H30L32 245L30 244V241H29V238L31 239V236H30V237H28V236H29V235H33V231H32L31 234H28V233H30V228H29L28 232L26 231L27 229L25 230V228H27V226H30V225H31V224H30V219H31V217H32V214H31V217H30V213H31V212H30V208H29V207H30V205H29V202H30L29 199L31 198V196L34 197V195L37 194V193H35V194L33 195V192L36 191V187L34 188V186L30 183V186L32 185L31 187H33V188H32L33 190H32L31 187H29V185H28V183H29V180H28V179H30V176L33 175V174H35L37 171L39 172L38 161H40L39 163H41V159H40V160H37V159L35 160V159H33ZM93 158H94V157H93ZM115 158H113V159H115ZM119 158L121 159V157H118V159H119ZM127 158H126V159H127ZM132 158H131L130 160H132ZM242 158H243V157H242ZM244 158H245V156H244ZM27 159H28V158H27ZM32 159H33V160H32ZM87 159H88V158H87ZM95 159H96V158H95ZM100 159H101V158H100ZM103 159H104V158H103ZM111 159H112V158H111ZM118 159H115V160H118ZM120 159L117 161V163H114L115 161L112 160V161H114V162H113V165H114V166H115V165H116V166H121L122 168H124L123 165H122V163H119ZM189 159H190V157H189ZM213 159H215V158L213 157ZM213 159H212V160H213ZM101 160H102V159H101ZM137 160H138V162H137ZM153 160L155 161V159H153ZM192 160H193V158H192ZM218 160H219V159H218ZM232 160H233V159H232ZM234 160H235V162H236L237 164L241 161L239 157H238V158H235ZM260 160H261V159H260ZM82 161H83V160L81 159V162H82ZM103 161H104V160H103ZM124 161H125V159L122 160V162H124ZM126 161L128 162V159H127ZM126 161H125V162H126ZM12 162L14 163V165H13ZM44 162H45V161H44ZM101 162H102V161H101ZM106 162H107V161H106ZM110 162H111V161H108L107 163H109V165L111 166L112 162H111V164H110ZM127 162H126V163H127ZM131 162H132V161H130L129 163L131 164ZM146 162H147V161H146ZM228 162H230V161H228ZM228 162H225L223 169L220 171V173H222V175H221V176H222V179H223V177H225L226 170L229 172L230 170H228V168H229V169H230V168L232 169V167L230 166V165H232V164H230V163H228ZM258 162H259V161H257V163H258ZM11 163H12V164H11ZM17 163H18V162H17ZM87 163H88V161H87ZM118 163H119V164H118ZM133 163H134V162H133ZM143 163H144V162H143ZM193 163H194V162H193ZM221 163H222V162H221ZM226 163H227V164H226ZM233 163H234V162H233ZM80 164H81V163H80ZM84 164H85V163H84ZM91 164H92V162H91ZM98 164H99V163H98ZM117 164H118V165H117ZM120 164H121V165H120ZM138 164H139V163H138ZM153 164H154V163H153ZM228 164H229L230 167H227V168H226L225 166H226V165L228 166ZM237 164H236V165H237ZM11 165H13V167H12ZM85 165L87 166V164H85ZM94 165H95V164H94ZM100 165H102V163L99 164V166H100ZM105 165H106V164H105ZM131 165L133 166L134 164H131ZM140 165H141V164H140ZM140 165H138V168H139ZM147 165H148V163H147ZM151 165H152V164H151ZM218 165H219V163H218ZM218 165H217V166H218ZM221 165H222V164H221ZM221 165H220V167H221ZM242 165L244 166V164H242ZM16 166H17V164H16ZM16 166H15V167H16ZM86 166H85V168L82 170L84 173H85L84 170L86 169ZM103 166H104V165H103ZM127 166H128V167H127ZM127 166H126V168H124V170H127V168H128V173L130 174V172H131V169H130V168H131V167L128 165V163H127ZM141 166L143 167V165H141ZM141 166H140V168H141ZM42 167H43V166H42ZM45 167H46V166H45ZM80 167H81V166H80ZM83 167H84V166H83ZM83 167H82V168H83ZM93 167H95V166H93ZM106 167H107V166H106ZM108 167H109V166H108ZM220 167H218V168H220ZM234 167H235V164H234ZM237 167H240V166H236V168H235L234 170L232 169V170L234 171V173L231 174V173H232V170H231V173H230L228 176H226V177H230L231 175L234 177V175L238 174L237 171H235V170H237ZM12 168H13V169H12ZM37 168H38V169H37ZM95 168H96V167H95ZM114 168H115V167H113V170H114ZM117 168H118V167H116V169H117ZM140 168H139V171H140V170L142 171V169H140ZM144 168H145V167H144ZM215 168L217 169V167H215ZM40 169H41V167H40ZM80 169H81V168H80ZM87 169H88V168H87ZM87 169H86V170H87ZM91 169H92V168H91ZM93 169H94V168H93ZM109 169H110V167H109ZM116 169H115V174H116V171H117ZM15 170H17V167L14 169V171H15ZM88 170H89V169H88ZM88 170H87V173H88ZM110 170H111V169H110ZM118 170H122V171H123V169H121V168H119ZM136 170H137V166H136V168H135L134 171H136ZM40 171H41V170H40ZM43 171H44V170H43ZM80 171H81V170H80ZM82 171H81V172H82ZM100 171H103V170L100 169V170L97 171L100 175H98V173L95 172V173H96L95 175H96L97 177H96L95 175H94V176L96 177V179H97L98 177H99V179L102 178V177H104V176L101 175V172H100ZM104 171H105V170H104ZM122 171H121V172H122ZM129 171H130V172H129ZM132 171H133V170H132ZM238 171H239V168H238ZM262 171H263V170H262ZM0 172H1V169H0ZM92 172H93V171H92ZM137 172H138V170L136 171V173H135V172L133 173V176H132V175H129V176L132 177V178H134V175H135V174H138V175L141 174V175H142V172H141V173H137ZM228 172H227V173H228ZM239 172H241V171H239ZM16 173H18V171H17ZM38 174H39V173H38ZM93 174H94V172H93ZM93 174H92V175H93ZM102 174H103V173H102ZM115 174H113V175H115ZM13 175H14V173H13ZM85 175H88V176H89V174H86V173H85ZM116 175H117V174H116ZM120 175H121V174H120ZM33 176H34V175H33ZM37 176H38V175H37ZM88 176H87V177H88ZM100 176H101V177H100ZM106 176H107V173H106ZM106 176H105V177H106ZM129 176H128V178H129ZM136 176H137V175H136ZM136 176H135V177H136ZM221 176H220V177H221ZM237 176H238V175H237ZM237 176H236V180H238V179H237ZM12 177H13V176H12ZM12 177H11V178H12ZM16 177H17V175H15V177H13V178L16 179ZM116 177H117V176H116ZM122 177H124V176H122ZM212 177H213V176H212ZM215 177H216V175H215L213 178L215 179ZM217 177H218V176H217ZM238 177H239V176H238ZM17 178H18V177H17ZM31 178H32V176H31ZM35 178H36V177H34V179H35ZM83 178H84V177H83ZM93 178H94V177H93ZM114 178H115V176H114ZM114 178H113V181H116V180H114ZM126 178H127V177H126ZM132 178H129V181H131ZM138 178H139V176H138ZM145 178H146V177H145ZM213 178H212V179H213ZM85 179H86V177H85ZM96 179H95V180H96ZM102 179H103V178H102ZM130 179H131V180H130ZM214 179H213V180H214ZM216 179H217V178H216ZM230 179H231V178H230ZM230 179H228V180H230ZM234 179H235V178H234ZM234 179H232V180H234ZM1 180H2V179H1ZM1 180H0V181H1ZM27 180H28V181H27ZM83 180H84V179H83ZM90 180H91V179H90ZM93 180H94V179H93ZM117 180H118V179H117ZM133 180H134V179H133ZM133 180H132V181H133ZM141 180H142V177H141ZM141 180H140V181H141ZM225 180H226V178H225ZM239 180H240V179H239ZM11 181H12V179H11L10 181H8V182H11ZM13 181H14V179H13ZM13 181H12V182H13ZM31 181H32V180H31ZM31 181H30V182H31ZM77 181H78V180H77ZM88 181H89V180H88ZM88 181H87V182H83V183H84V184H87ZM98 181H99V180H98ZM138 181H139V179H138ZM142 181H143V180H142ZM211 181H212V180H211ZM214 181H217V180H214ZM12 182H11V183H12ZM43 182H44V181H43ZM104 182H105V181H104ZM117 182H119V180H118ZM120 182H121V181H120ZM145 182H147V181H145ZM156 182H157V181H156ZM229 182H230V185H231V184H232L231 181H229ZM229 182H228V184H229ZM11 183H10V184H11ZM41 183H42V182H41ZM76 183H77V182H76ZM78 183H79V182H78ZM112 183H113V182H112ZM112 183H110V181H109L108 183H106V184H105V185H106V186H105V189H104L103 191H102V188H98V189H99L98 192H93V193H92V190L90 191V193H89V194H90V199H92L91 201H89V202H92L90 209H93L94 211H96L97 208H98V206L100 205V202H99L100 199H101V201L103 200V202H104V201L107 202L106 205H107V208H108V203L113 202L112 200H113V198H114V196H115V195L113 196V192H115L113 186H115L116 183H113V185H112ZM123 183H125V181H124ZM132 183H133V182H131V184H132ZM224 183H227V182H224ZM224 183H223V184H224ZM234 183H236V182H233V184H234ZM0 184H1V183H0ZM3 184H4V181L2 182V185H3ZM5 184H7V183L5 182ZM8 184H9V183H8ZM8 184H7V185H8ZM14 184H15V182H13V185H14ZM84 184H83V185H84ZM95 184H97V183H95ZM114 184H115V185H114ZM139 184H140V183L138 182V185H139ZM158 184H159V183H158ZM212 184H214V183H212ZM212 184H211V185H212ZM223 184H221V185H223ZM233 184H232V187H233ZM239 184H241V183H239ZM2 185H1V186H2ZM13 185H12V186H13ZM75 185H76V184H75ZM88 185H89V183H88ZM117 185H118V184H117ZM117 185H116L115 187H118V186H119V185H118V186H117ZM132 185H133V184H132ZM142 185H144V184L142 183ZM230 185H227V186H230ZM235 185H236V184H235ZM235 185H234V186H235ZM5 186H6V185H5ZM8 186H9V185H8ZM8 186H7V187H8ZM10 186H11V185H10ZM49 186H50V185H49ZM77 186H78V185H77ZM79 186H80V185H79ZM89 186H90V185H89ZM93 186L95 187V186H97V185H94V184H93ZM98 186H99V187H103V186H101V184L98 185ZM120 186H121V185H120ZM125 186H126V185H125ZM135 186L137 187V184H134V189H135V190L133 189V190L136 192V188H135ZM139 186H140V185H139ZM2 187L5 188L4 186H2ZM13 187H14V186H13ZM13 187H12V189H14ZM15 187H16V185H15ZM94 187H93V189H94ZM122 187H123V186H122ZM215 187H217V185H216ZM218 187H219V185H218ZM240 187H241V185H240ZM0 188H1V187H0ZM49 188H50V187H49ZM52 188H53V187H52ZM90 188H91V187H90ZM112 188H113L114 191L112 190ZM233 188H234V187H233ZM1 189H2V188H1ZM8 189L11 190V188H9V187H8ZM100 189H101V191H100ZM123 189H124V188H123ZM212 189H213V188H212ZM226 189L228 190V187H227ZM231 189H232V188H231ZM237 189L239 190V188H237ZM87 190H88V188H87ZM120 190H121V189H120ZM133 190H132V192H133ZM140 190H142V188H139V191H140ZM161 190H162V189H161ZM234 190H236V187H235V189H233L232 191H234ZM0 191L2 192V190H0ZM3 191H4V189H3ZM8 191H9V190H6V191L4 192V194L1 195V196H2V197H1L2 200H0V201H2L3 204H1V206H0V222H1L3 219H5V216H6V214H7L6 211H7V209H9V208H7V207L10 206V203H9L8 206H7V199H8L9 196H10V199H11V195H9V194L11 193L12 190L10 191V193H8ZM145 191H146V189H145ZM228 191H229V190H228ZM1 192H0V194H1ZM100 192H102V193H100ZM141 192H143V191H141ZM141 192H138V193H139V194H138L139 197H142V196L140 195ZM201 192H203V191H201ZM229 192H230V191H229ZM229 192H228V193H229ZM14 193H15V192H14ZM79 193H80V194L78 195V196H79L78 198H79V200L82 202V201H84V200L86 199V198H85L86 195L84 194V192H81V191H80ZM115 193H116V192H115ZM115 193H114V194H115ZM129 193H131V192H129ZM136 193H137V192H136ZM136 193H135V195H136V197H137V194H136ZM225 193H226V192H225ZM230 193H231V192H230ZM86 194H87V193H86ZM133 194H134V193H133ZM84 195H85V196H84ZM127 195H128V194H125V197H126ZM145 195H146V192H145ZM221 195L223 196V194H221ZM12 196H13V195H12ZM15 196H16V194H15ZM35 196H36V195H35ZM88 196H89V195L87 194L86 197H88ZM128 196H129V195H128ZM133 196H134V195H133ZM194 196H195V195H194ZM224 196H227V195H224ZM224 196H223V198H224ZM234 196H236V194H234ZM38 197H39V196H38ZM115 197H116V196H115ZM129 197H130V196H129ZM131 197H132V196H131ZM144 197H145V196H144ZM1 198H0V199H1ZM84 198H85V199H84ZM132 198H133V197H132ZM142 198H143V197H142ZM146 198H147V196H146ZM146 198H144L143 200H145ZM187 198H188V197H187ZM223 198H222V199H223ZM232 198H233V197H232ZM234 198H235V197H234ZM240 198H241V197H240ZM38 199H39V198H38ZM88 199H89V197H88ZM88 199H86L84 202L88 201ZM114 199H115V198H114ZM127 199H128V197H127ZM139 199H140V201H141V198H139ZM213 199H214V198H213ZM215 199H216V198H215ZM230 199H231V198H230ZM235 199L237 200V198H235ZM32 200H34V198H32ZM35 200H37V199H35ZM116 200H117V198H116ZM116 200H115V202H116ZM124 200L126 201V199H124ZM131 200H132V199H131ZM134 200H135V199H134ZM134 200H132V201H134ZM236 200H233V201H236ZM9 201H10V200H9ZM120 201H121V200H120ZM125 201H124V202H125ZM145 201H146V200H145ZM214 201H215V200H214ZM214 201H213V202H214ZM59 202H60V201H59ZM84 202H83V204H84ZM115 202H114V203H115ZM126 202H127V201H126ZM128 202H129V201H128ZM142 202H143V201H142ZM0 203H1V202H0ZM146 203H147V202H146ZM146 203H145V204H146ZM188 203H189V202H188ZM237 203H238V201H236V204H235V202H233L232 204L235 206V205H238ZM60 204H61V203H60ZM97 204H98V205H97ZM117 204H118V203H117ZM127 204H128V203H127ZM132 204H133V202H132ZM139 204H140V203H139ZM164 204H165V203H164ZM195 204H196V203H195ZM186 205H187V204H186ZM6 206H7V207H6ZM83 206H84V205H83ZM83 206H82V207H83ZM85 206H88V205H85ZM85 206L83 207L84 209H85V208H88V207H85ZM111 206H113V204H111ZM114 206L116 207V205H114ZM114 206H113V209H115ZM129 206H130V204H129ZM131 206H133V205H131ZM34 207H35V206H34ZM46 207H48V206H46ZM102 207H103V206H102ZM109 207H110V206H109ZM143 207L145 208V206H143V203H142V204L137 208V210L141 208V212H142V208H143ZM256 207L258 208V205H257ZM260 207L262 208L263 205H260ZM260 207H259V208H260ZM6 208H7V209H6ZM103 208H104V207H103ZM111 208H112V207H111ZM127 208H128V207H127ZM134 208H135V207H134ZM148 208H150V207H148ZM220 208H221V207H220ZM247 208H248V207H247ZM250 208H251V207H250ZM261 208H260V209H261ZM263 208H264V207H263ZM263 208H262V209H263ZM90 209H89V210H90ZM100 209H101V208H100ZM108 209H109V208H108ZM121 209L124 210L125 207L123 206V208H121ZM146 209H147V207H146ZM193 209H194V208H193ZM31 210H32V209H31ZM60 210H61V209H60ZM82 210H83V209L81 208V209H80L81 214H82V212H83ZM110 210H111V209H110ZM115 210L117 211V208H116ZM115 210H114V213H115ZM119 210H120V209H119ZM123 210H122V211H123ZM127 210H128V209H127ZM149 210H150V209H149ZM244 210H245V209H244ZM35 211H36V210H35ZM47 211H48V210H47ZM262 211H263V210H262ZM14 212H13V213H14ZM101 212H102V211H100V213H101ZM107 212H108V210L106 209V213H107ZM112 212H113V210H111V213H112ZM118 212H120V211H118ZM123 212H126V211H123ZM130 212H131V210H130ZM138 212H140V210H138ZM138 212L132 208V214L134 215V218H135V217H138V216H137V215L139 214ZM141 212H140V213H141ZM145 212H146V210H145ZM161 212H162V211H161ZM239 212H240V211H238V213H239ZM244 212L246 213V211H244ZM258 212H259V210H258ZM32 213H33V215H34V211H32ZM86 213H89V212H88V209H87ZM92 213H94V212H92ZM106 213L104 212V213L102 214V216H100V214H98V213H97L98 215L96 214V217H97V216H98V217H99V216L101 217V218H98V219H99V220H98L99 223L96 221L95 214H94V215L92 214L93 216H91V215L88 216V215H87V216H86V219H84L85 222L81 221V219H80L79 217H77V218L80 219V220H79V219H78V220L81 222L82 225H83V223L85 224V232H86V235H87V237H88V239H89V240H88V241H89V242H88V245L86 246V250L83 248V252H85L87 255H91V254L93 253V251H94L93 249H95V247H96V246L93 247V245H94V240L97 241L98 238L100 237V236H99V237L96 236V235H99V232H98V231H100V228H101V237H100V238H101V241H102V245L104 246V248H103V246H102V248H103V249H106L105 251H107V249H108V250H109V248L112 249L114 246L117 245V242H118V241H117V240H118V236H117V235H118V234H115V232L113 231V229H115L114 226L117 225L116 223H117V220H118L119 216L121 215V213H120V214L118 213L117 216H114V215H115L114 213H113V214L110 213V215H111L112 217L105 218V217L109 216V213H107V214H106ZM147 213H148V212H146L145 214L148 215ZM238 213L236 212V214H238ZM241 213H242V212H241ZM89 214H91V213H89ZM104 214H105L106 216H104ZM128 214H129V213H128ZM128 214H127V217H128ZM166 214L168 215L167 212H166ZM166 214H165V215H166ZM191 214H192V213H191ZM197 214H198V213H197ZM258 214H259V213H258ZM14 215H13V216H14ZM36 215H37V214H36ZM36 215H34V216L36 217ZM133 215H132V216H133ZM146 215H144V216L146 217ZM157 215H158V214H157ZM167 215H166V216H167ZM193 215H194V214H193ZM206 215H207V213H206ZM242 215H244V214L242 213ZM245 215H246V214H245ZM261 215H262V214H261ZM34 216H33V217H34ZM113 216H114V217H113ZM159 216H160V217L162 216L161 213H160ZM159 216H158V217H159ZM240 216H241V215H240ZM258 216H259V215H258ZM80 217H82V215H80ZM121 217H122V216H121ZM148 217H149V216H148ZM29 218H30V219H29ZM83 218H84V217H83ZM83 218H82V219H83ZM129 218H130V216H129ZM189 218H190V217H189ZM257 218H258V217H257ZM49 219H50V218H49ZM75 219H76V218H75ZM119 219H120V218H119ZM137 219H138V218H137ZM137 219H136V220H137ZM146 219H147V218H144V219H143V221H142V225H143L144 223H146V221H145ZM162 219H163V220H162ZM167 219H168V217H167ZM167 219H166V220H167ZM253 219H254V218H253ZM44 220H45V219H44ZM78 220H77V221L75 220V223L77 222V224H80V223H78V222H79ZM128 220H129V219H128ZM160 220H161V221H160L161 223H159V226L157 227V230H155V233H154V234H155V237H158L159 235H161V233H163V231H164L165 228H166V224H167V223H166V221L164 220V216H162ZM233 220H234V219H233ZM233 220H232V221H233ZM254 220H255V219H254ZM256 220H257V219H256ZM256 220H255V221H256ZM46 221H47V220H46ZM158 221H159V220H158ZM168 221H169V220H168ZM8 222H9V221H8ZM130 222H131V220H130ZM118 223H119V222H118ZM127 223H128V222H127ZM133 223H134V220H133ZM236 223H237V222H236ZM42 224H43V223H42ZM42 224H41V225H42ZM97 224H100V228H98L99 225H97ZM119 224H120V223H119ZM121 224H122V223H121ZM256 224H257V223H256ZM263 224H264V223H262V226H263ZM12 225H11V226H12ZM139 225H140V224H139ZM139 225H138V226H139ZM168 225H169V224H168ZM11 226H10V227H11ZM80 226H81V225H79V227H80ZM96 226H97V228H98L99 230H98V229H97L98 231L96 230V232H97L98 234L96 233V235H95V231H94V230H95V227H96ZM121 226H122V225H121ZM128 226H129V225H128ZM135 226H136V224H135ZM135 226H134V227H135ZM143 226H144V225H143ZM152 226H153V225H152ZM236 226H239V224H236ZM83 227H84V226H83ZM83 227H82V228H83ZM240 227H241V225H240ZM22 228H24V229H22ZM118 228H119V227H118ZM141 228H142V227H141ZM141 228H140V229H141ZM189 228H190V227H189ZM235 228H236V227H235ZM241 228H242V227H241ZM255 228H256V226H255ZM263 228H264V227H262V229H263ZM20 229H22V231L24 232V235L21 234V232L19 231ZM70 229H71V228H70ZM129 229H130V228H129ZM142 229H143V228H142ZM151 229H152V228H151ZM228 229H229V228H228ZM262 229H261V230H262ZM6 230H7V229H6ZM50 230H51V229H50ZM81 230H82V229H81ZM83 230H84V228H83ZM116 230H118V229H116ZM149 230H150V229H149ZM178 230H179V229H178ZM231 230H232V229H231ZM231 230H230V231H231ZM233 230H234V231H233ZM233 230H232V231L235 233V230H236V229H233ZM240 230H241V229H240ZM244 230H245V228H244ZM244 230H241V231L243 232ZM130 231H131V230H130ZM147 231H148V230H147ZM207 231H208V230H207ZM228 231H229V230H228ZM258 231L260 232L259 227H258ZM262 231L264 232V229H263ZM26 232H27V235H28V236L26 235ZM113 232H114V233H113ZM148 232H149V231H148ZM153 232H154V231H153ZM153 232L150 231V234H151V233L153 234ZM116 233H117V232H116ZM146 233H147V232H146ZM177 233H178V232H177ZM226 233H227V230H226V232L224 231V234H225V235H228V234H229V233H227V234H226ZM248 233H249V232H248ZM250 233H251V232H250ZM254 233H256V231H255ZM58 234H60V233H58ZM83 234H84V233H83ZM136 234H139V233H136ZM152 234H151V235H148V233H147V235H146L144 238H149L150 236H152ZM175 234H176V233H175ZM175 234H174V235H175ZM243 234H244V232H243ZM243 234L240 233L239 236H240V235L243 236ZM261 234H262V232H261ZM225 235H224V236H225ZM234 235H236V234H234ZM234 235H233V234L228 235L227 238H226V241H227V239H228V241L226 242L227 245H230L231 247H233V244H234L233 242H234V240L236 239V238L234 239ZM245 235L247 236V234H245ZM250 235H251V234H250ZM254 235H255V234H254ZM26 236H27L28 238H27ZM95 236H96V237H95ZM148 236H149V237H148ZM246 236H245V238H243V239H246ZM256 236H257V239H256L257 241H256V242L253 241V242H255V243L257 244V245L255 244V247H256V248L254 249V252H255V253H256V252H259V249H260V251L262 250V249H261V246H262V244H263V243H261V246H260V244H259V243H260V240H259V237H258L259 234H256L254 237L256 238ZM3 237H4V236H3ZM141 237H142V236H141ZM155 237H154V238H155ZM249 237H250V236H249ZM41 238H42V237H41ZM96 238H97V239H96ZM192 238H193V237H192L191 235H189V233L186 234L185 236H184V235H176V237L174 236L173 242L171 241L172 244H169V245H171V246L168 245L169 247H167V246H166V247H163V246H161L160 244H158V243L156 242V240H155V241L152 240V237H151V239L149 238V240H152V241L150 242L151 254H150V253H149V254H150L151 256H156L154 259L158 258L157 262L159 261V262H158L159 264H191V261L188 259L189 255H188V257H187V253H188L189 251H193V250L197 249L196 246H195V244L192 243V241H193ZM209 238H210V237H209ZM224 238H225V237H224ZM239 238H240V237H239ZM260 238H261V237H260ZM263 238H264V237H263ZM263 238H262V239H263ZM194 239H195V238H194ZM1 240L3 241L4 239L1 238ZM5 240H6V239H5ZM5 240H4V241H5ZM70 240H71V239H70ZM136 240H137V239H136ZM254 240H255V239H254ZM145 241H146V239H145ZM244 241H245V240H244ZM141 242H142V241H140V245H138V246H140V250L143 249L142 246H144V245L147 244V243L142 244ZM146 242H149V241L147 240ZM171 242H170V243H171ZM236 242H238V241L235 240V243H236ZM262 242H264V241H262ZM3 243H4V242H3ZM3 243H1V244L3 245ZM100 243H101V242H100ZM100 243H99V245H100ZM118 243H119V242H118ZM194 243H195V242H194ZM224 243H225V242H224ZM244 243H245V242H244ZM201 244H202V243H201ZM240 244H242V242H241ZM247 244H248V243H247ZM250 244H251V243H250ZM30 245H31V246H30ZM128 245H129V244H128ZM202 245H203V244H202ZM253 245H254V243L252 244V246H253ZM29 246H30V247H29ZM70 246H71V245H70ZM147 246H148V244H147ZM238 246H241V245L237 244V248H238ZM0 247H2V246H0ZM4 247H5V246H4ZM111 247H112V248H111ZM144 247H145V246H144ZM228 247H229V246H228ZM31 248H32V247H31ZM31 248H30V250H31ZM96 248H97V247H96ZM129 248H131V247H129ZM146 248H147V247H146ZM146 248H145V249H146ZM211 248H212V247H211ZM240 248H241V247H240ZM242 248H243V246H242ZM242 248H241V249H242ZM2 249H3V247H2ZM233 249H235V246L233 247ZM241 249H240V251H241ZM30 250H29V251H30ZM73 250H74V249H73ZM75 250H76V249H75ZM101 250H102V249H101ZM117 250H118V249H116V251H117ZM228 250H229V249H228ZM238 250H239V249H238ZM238 250L235 249L233 255L231 254L233 264H262V262H264V256H262V255H261V256H262L263 259H261V257H259L260 259H258V258L252 259L253 257L250 258V256H249V259H247V256H248V253H249V250H248V252H247V249H245V252H247V255L245 254V258H246V259H245V258L242 259V257L239 255V253L241 254V252H239ZM255 250H257V251H255ZM4 251H3V252H4ZM33 251H34V250H33ZM102 251H103V250H102ZM102 251H101V252H102ZM105 251H104V252H105ZM196 251H197V250H196ZM225 251H226V250H225ZM229 251H230V250H229ZM72 252H73V251H72ZM97 252H98V251H97ZM97 252H96V254H97ZM194 252H195V251H194ZM227 252H228V251H227ZM238 252H239V253H238ZM29 253H30V252H29ZM74 253H75V252H74ZM78 253H79V252H78ZM81 253H82V252H81ZM130 253H131V252H130ZM130 253L128 252V254H130ZM31 254H32V253H31ZM31 254H30V255H31ZM109 254H111V253L108 252V256H107V257H104V256H103L105 259H104V258L102 259V260H104V262L102 261V262H103L102 264H117V263L119 264V262H117V260H116V254H115V253H114V254H111V255H109ZM141 254H142V253L140 252V255H141ZM222 254H224L223 257H225V252L222 253ZM222 254H221V255H222ZM226 254H227V253H226ZM256 254L258 255V253H256ZM53 255H54V254H53ZM68 255H69V254H68ZM83 255H84V254H83ZM87 255H86V256H87ZM94 255H95V254H94ZM132 255L134 256V253H133ZM185 255H186L187 258L184 257ZM14 256H15V255H14ZM17 256H18V255H17ZM128 256H129V255H128ZM18 257H19V256H18ZM29 257H30V256H29ZM43 257H44V255H43ZM129 257H131V256H129ZM134 257H135V256H134ZM140 257H141V256H139V252H136V258H134V259H135V262H136L137 264H140ZM145 257H147V256H145ZM218 257H222V256H218ZM1 258H2V257H1ZM19 258H20V257H19ZM21 258H20V259H21ZM32 258H33V257H32ZM51 258H52V257H51ZM69 258H70V257H69ZM148 258L150 259L151 257L148 256L146 259H148ZM225 258H226V257H225ZM13 259H14V260H13ZM88 259H90L89 256H88ZM127 259H128V258H127ZM132 259H133V258H132ZM152 259H153V258H152ZM154 259H153V261H154ZM212 259H213V258H212ZM223 259H224V258H223ZM251 259H252V260H251ZM52 260H53V259H52ZM69 260H70V259H69ZM144 260H145V259H142V258H141V261H144ZM230 260H231V259H230ZM20 261H21V260H20ZM54 261H56V262L58 261V260H56V257H55V260H54ZM54 261H52L53 264L56 263V262H54ZM129 261H130V260H129ZM146 261H147V260H146ZM197 261H198V260H197ZM197 261H196V262H197ZM200 261H201V259H200ZM208 261H209V260H208ZM44 262H45V261H44ZM58 262H59V261H58ZM58 262H57L56 264H58ZM68 262H69V261H68ZM157 262L155 261V263H157ZM192 262H193V260H192ZM213 262H214V259H213ZM215 262H216V261H215ZM215 262H214V264H215ZM224 262H225V261H224ZM224 262H223V263H224ZM40 263L44 264L42 261H41ZM40 263H39V264H40ZM65 263H66V262H65ZM131 263H132V262H131ZM131 263H130V264H131ZM146 263H147V262H144L143 264H146ZM150 263H151V262H150ZM158 263H157V264H158ZM223 263H222V264H223ZM229 263L231 264V261H230ZM45 264H46V262H45ZM50 264H51V263H50ZM59 264H60V263H59ZM70 264H83V260H82L81 258L79 259V256H78L77 254H75V256L73 255V257H72V259H71V261H70ZM100 264H101V263H100ZM152 264H154V263H152ZM197 264H198V263H197ZM208 264H209V263H208ZM225 264H226V263H225Z\"/></svg>",
	"mask_w": 264,
	"mask_h": 264
},
{
	"label": "snow or ice",
	"instance_id": "obj_3",
	"mask_svg": "<svg viewBox=\"0 0 264 264\" xmlns=\"http://www.w3.org/2000/svg\"><path fill=\"white\" fill-rule=\"evenodd\" d=\"M259 2H260V7L262 10V13H264V0H259ZM249 7L255 9V7H256L255 0H252V2L249 4ZM261 110L264 111V102H262ZM8 264H25V262L20 261V260H16V261H9ZM28 264H39V262L33 260L31 262H28ZM262 264H264V262H262Z\"/></svg>",
	"mask_w": 264,
	"mask_h": 264
}]
</instances>
